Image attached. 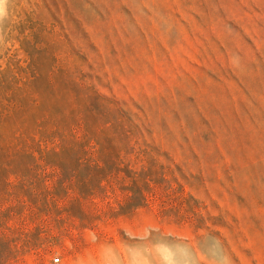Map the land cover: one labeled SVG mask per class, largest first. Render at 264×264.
Listing matches in <instances>:
<instances>
[{"label":"rangeland","instance_id":"374dc122","mask_svg":"<svg viewBox=\"0 0 264 264\" xmlns=\"http://www.w3.org/2000/svg\"><path fill=\"white\" fill-rule=\"evenodd\" d=\"M0 7V264H264V0Z\"/></svg>","mask_w":264,"mask_h":264},{"label":"clouds","instance_id":"9594fccd","mask_svg":"<svg viewBox=\"0 0 264 264\" xmlns=\"http://www.w3.org/2000/svg\"><path fill=\"white\" fill-rule=\"evenodd\" d=\"M0 3H2V0H0ZM2 12H3V8L0 7V14H2Z\"/></svg>","mask_w":264,"mask_h":264},{"label":"built area","instance_id":"2783aa9c","mask_svg":"<svg viewBox=\"0 0 264 264\" xmlns=\"http://www.w3.org/2000/svg\"><path fill=\"white\" fill-rule=\"evenodd\" d=\"M55 261L58 262L59 261V258H55Z\"/></svg>","mask_w":264,"mask_h":264}]
</instances>
